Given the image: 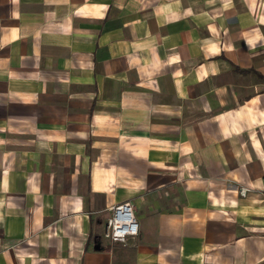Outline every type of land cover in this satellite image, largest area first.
<instances>
[{
  "label": "crops",
  "instance_id": "crops-1",
  "mask_svg": "<svg viewBox=\"0 0 264 264\" xmlns=\"http://www.w3.org/2000/svg\"><path fill=\"white\" fill-rule=\"evenodd\" d=\"M0 264H264V0H0Z\"/></svg>",
  "mask_w": 264,
  "mask_h": 264
},
{
  "label": "built area",
  "instance_id": "built-area-1",
  "mask_svg": "<svg viewBox=\"0 0 264 264\" xmlns=\"http://www.w3.org/2000/svg\"><path fill=\"white\" fill-rule=\"evenodd\" d=\"M140 230L136 207L131 201H124L112 207L105 236L113 242L125 241L127 237L138 235Z\"/></svg>",
  "mask_w": 264,
  "mask_h": 264
}]
</instances>
